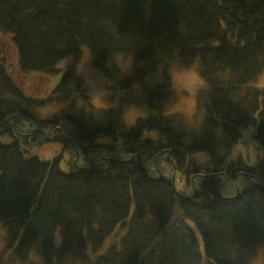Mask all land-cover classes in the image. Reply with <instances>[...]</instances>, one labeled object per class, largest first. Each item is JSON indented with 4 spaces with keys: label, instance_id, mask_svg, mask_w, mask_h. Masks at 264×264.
I'll use <instances>...</instances> for the list:
<instances>
[{
    "label": "trees",
    "instance_id": "obj_1",
    "mask_svg": "<svg viewBox=\"0 0 264 264\" xmlns=\"http://www.w3.org/2000/svg\"><path fill=\"white\" fill-rule=\"evenodd\" d=\"M0 32L21 72L56 75L60 60L74 61L52 94L34 98L0 57V133L12 138L0 141V264L28 247L43 264H248L245 253L264 246V156L250 163L237 150L249 125L264 149V90L247 85L264 70V0H0ZM85 49L123 89L99 119L74 107L76 92L86 101L75 66ZM176 58H198L222 94L197 139L163 115L165 88L143 83ZM52 101L64 104L34 113ZM129 103L155 112L126 128ZM49 141L70 153L67 170L62 153L26 154Z\"/></svg>",
    "mask_w": 264,
    "mask_h": 264
},
{
    "label": "rangeland",
    "instance_id": "obj_2",
    "mask_svg": "<svg viewBox=\"0 0 264 264\" xmlns=\"http://www.w3.org/2000/svg\"><path fill=\"white\" fill-rule=\"evenodd\" d=\"M7 36H5L4 34H2V32H0V57L4 56L6 58L7 66L10 71V74L13 76V79L24 90L26 94L33 96L34 98L48 97L50 94H52L51 91L54 88V86L57 84V82L59 81V78L62 72L66 70V68L69 65L74 63L73 58L67 57V58L60 60L58 62V67L60 68V71L56 75H45L37 71L21 72L18 66L17 48L15 44L10 40V38H8L9 36L8 37ZM113 60L115 62H118V64H122V65L126 64V65H129V67H131L132 62L128 59H121V58L113 57ZM174 61H176L180 66H187L179 58H176ZM75 66L77 68V72L81 79V82H80L81 87L78 89V91L83 90V92L86 93V101L88 100L89 96L95 94L96 92L100 90H106L109 93L107 99L112 103L113 106H117L121 103L120 97L123 94V89L118 87L116 84L111 85L109 79L103 76L94 67L91 61L90 54L88 53L87 49H85L83 57H81V59L77 61V63H75ZM261 73H264V70ZM258 76L259 74L256 76V78H254L253 80H250V82L247 84L248 88H251V89L258 88L255 86V84L258 82ZM143 83L146 86H150V87L159 86L162 89L165 88L168 96L166 98H163L164 103H162V107L160 106L164 111V108H163L164 104L168 103L169 97L174 94L171 89V75L168 72V70L167 71L158 70V71L150 73L149 75L145 77ZM260 89L264 90V88H260ZM77 93L78 92H76L73 95L74 100H77ZM221 99H222V94L216 92L214 89H212V87L207 85V87L200 89L197 93V97H196L197 108L200 110H203V112L206 113L207 106L212 105L214 100L220 101ZM62 104L64 103H59L58 101L57 102L52 101L48 106L44 108H41L39 106L38 108H41V109H38V111L34 113H38L40 111V113L43 115H51L52 113L59 111L61 107L60 105ZM74 107H78L76 102H75ZM138 107H141L142 110L145 111L146 116H149L151 112L153 114L155 112L154 109H151L145 106H138ZM45 111H47V114H45ZM83 112H84L85 117L89 119L93 118L92 116L94 114L92 112L86 111V110H84ZM173 118L175 119V117ZM202 124H203V120L198 128L189 129L185 126L183 120L181 119L178 124L175 123V126H176V129L179 132H182L183 134H185V136L187 137L189 136L190 138L197 139L198 137H200V133L202 132L201 131ZM254 129H255L254 125H249V126L241 128L242 137H241V141L239 142L237 146V150L242 151L245 159L250 163H253L260 157L264 156V149L259 148L257 141H255V139L253 138ZM0 131H1V128H0ZM11 140L12 138L10 137L8 133L6 132L0 133V141L4 143H8ZM106 140L108 139H105V141ZM60 153H62L63 155V158L61 161V167L64 170H67L70 167L67 162V159L71 155L68 151H66L62 147L61 143L58 141H51V142L49 141V142H45V143L33 146L32 148L28 150L26 154L37 156L42 160H50L54 156ZM91 154H92L91 150L86 152V155L88 158L91 157ZM146 154L147 153L145 152V148H141L138 156H140L141 158H144ZM176 184L180 190L186 191V187L181 178L177 179ZM111 239H112L111 237L106 239L105 246H107L110 243L109 241ZM0 241H1V236H0ZM0 249H2L1 243H0ZM32 250L33 249L29 247L21 250V253L17 255L19 259L17 258L16 260L11 261L9 263L6 262L5 264H17V262H19V264H24V262L29 259V254Z\"/></svg>",
    "mask_w": 264,
    "mask_h": 264
},
{
    "label": "clouds",
    "instance_id": "obj_3",
    "mask_svg": "<svg viewBox=\"0 0 264 264\" xmlns=\"http://www.w3.org/2000/svg\"><path fill=\"white\" fill-rule=\"evenodd\" d=\"M122 67L126 70L127 65ZM168 72L171 75V89L174 93L169 97V102L165 104L163 115L165 117H175V123H179L182 119L185 126L189 129H196L201 124L205 113L197 108L196 97L200 89L207 87L206 79L201 76V64L198 58L192 60L187 66H180L173 61ZM258 88H264V73L259 74L258 82L255 84ZM109 93L106 90H100L89 96L87 101L80 100L77 97L76 103L78 107L84 108L86 111L92 112L98 119L102 114L113 107L112 103L107 99ZM47 114V111H45ZM145 111L135 104H126L123 112L120 114V120L126 128L135 125L138 118H144ZM145 136L156 137L158 133L155 130L144 131ZM60 237L57 236V243ZM249 256L248 264H264V246H258L255 253H245ZM232 259L237 258L236 249L233 248L230 253ZM19 264V262H17ZM24 264H43L42 258L33 249L29 254V259Z\"/></svg>",
    "mask_w": 264,
    "mask_h": 264
}]
</instances>
